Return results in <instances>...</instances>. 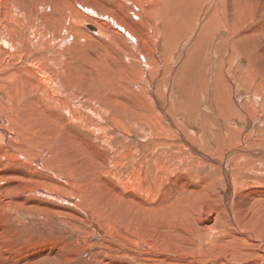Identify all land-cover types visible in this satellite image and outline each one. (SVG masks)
<instances>
[{
	"label": "bare ground",
	"instance_id": "bare-ground-1",
	"mask_svg": "<svg viewBox=\"0 0 264 264\" xmlns=\"http://www.w3.org/2000/svg\"><path fill=\"white\" fill-rule=\"evenodd\" d=\"M213 1L0 0V102H6L11 107L4 111V115L0 113V142L2 140L4 147L12 151L11 154H6L7 158L13 155V158L18 159L17 155L20 152L18 142L21 137L33 138L29 152L23 161L30 166L24 171L29 179L31 178V185L35 186L33 192L37 191L38 185H48L56 191L60 187H69V144L62 143L60 145L63 138L59 135L55 137V140L53 139V136L56 135L53 130L55 132V127L59 123L56 120L59 117V112L64 115L65 120L95 134L102 144L109 146L111 155L116 157L119 156V152L111 147V144L113 138L121 137V131L115 130L108 124L107 110L104 106L113 103L122 104L129 110L134 107L132 117L136 118L140 101L138 100L140 99L139 92L143 93L142 101L145 105L141 113L142 118L158 112L164 117L166 139L169 142L176 141L178 138L179 143L187 152L190 151L209 161L219 163L226 176H229V168L238 149L250 151L242 152L240 158L249 159L250 155L252 157L261 155L264 159L262 156L264 155V77L258 75L256 80L255 76L251 74L252 77L249 76L247 79L248 70L241 68L240 81L245 86L242 87L240 81L237 80L239 76L236 77L229 71L241 63L238 60L241 59V54L250 62L251 68L255 66L257 60L264 57V21L260 22L258 19L256 21V18L254 19L252 16L254 10L249 7L256 6L263 15L264 0H230V5L224 12L214 19L210 15L206 18L207 6L211 8ZM190 7L192 11L183 19L192 23L191 28L187 30L184 37L177 40V37L174 38L175 35L182 32V29L177 26L180 19L179 13L188 11ZM124 10L129 12L122 14ZM150 16L151 20L148 21L147 18ZM108 18L109 20L111 18L120 29L112 28L113 25L106 22ZM87 22H92L95 26L87 29ZM169 23L172 24V27L169 26ZM197 27L200 29L198 38L207 39L214 36L211 43H215L219 40L218 36H224L229 50L236 51V46L240 50L237 51L235 57L232 54L227 55L226 58L214 53H207L210 65L215 64L216 66L218 63L219 67H225L228 70L226 72L229 73L227 76L229 96L224 100L221 98V101H216L215 110L210 109V105L206 107L207 103L205 105L203 103L204 109L207 111L210 109L211 115H214L217 122V134L224 137L223 142L217 146L213 145L211 141L208 143L204 141L203 132L198 123L190 125L189 118H194L193 113L182 110L181 103H178L179 107L176 108L173 100L176 92L161 76L162 68H164L162 67L164 63L162 55L167 54L168 50L170 52L173 45L174 48L177 44L180 45L181 41L193 34ZM85 34H89L92 41L97 43L98 49L95 54H89L84 44L79 42V39ZM73 46L79 61L69 70V53L73 50ZM228 49L224 55L229 52ZM161 50L163 54H161ZM194 53L196 54V51ZM174 55L176 56V54ZM203 55L200 54L202 57ZM172 60L174 61V59ZM152 64L155 65L156 73L155 69L153 71L151 68ZM262 64L261 62L260 65ZM90 66L91 69H89ZM196 71L194 70V72ZM91 72L95 73L96 79L89 77ZM130 74H136L135 80L121 81L116 89L112 90V94L109 93V82L113 77H125ZM168 74L170 73L168 72ZM242 78L247 79L246 83L245 80L242 81ZM60 80H63L64 83ZM160 81H163L162 84ZM98 83L104 85L105 99L96 95ZM42 85L43 87L40 88ZM39 89H41V94ZM1 92H5V95H2ZM169 100H171L170 103ZM25 101L30 107L39 105L41 108L39 115H34V118L33 114L29 115L24 105ZM38 101L44 104L57 103L60 105L59 111L47 114L44 106ZM21 107L27 111L21 113ZM184 109L187 110L186 107ZM123 111L125 112V109ZM124 115L126 116V113ZM30 118L33 119L29 120ZM42 118L41 123L40 119ZM50 119L54 122L51 123ZM127 122L128 119L123 117L120 120V125L124 132V140L129 141L132 136L135 137L137 145L126 149L128 154L134 156V160L139 152L148 150L152 144L156 146V149L158 148L157 143L161 137L152 132L149 125L145 122L132 121L131 125L138 130L134 135L126 132L124 126L128 125ZM187 127L191 128L190 132L186 130ZM10 132L11 134L8 135ZM40 134H43L44 137L47 136L45 141ZM50 134L52 136H48ZM15 140L16 142H14ZM82 141L91 144L87 138H82ZM124 146H127L126 143ZM156 149L154 150L155 154L158 153ZM50 154H54L56 159L48 160L47 156ZM142 156L146 157V153H142ZM157 167L160 168V165L158 164ZM133 175L135 177L143 176V171L138 169ZM166 182L167 178L163 176L154 186L161 187ZM189 185H193L192 180L178 186L181 191L185 192L183 187L189 190ZM173 186L175 187L174 184ZM228 186L232 189L231 181L228 182ZM93 187H96L94 192H92ZM14 188L22 189L19 183ZM90 188L87 197L93 199L97 207H102L106 195L112 197L118 195L115 188H107L100 183H94ZM155 192L156 190L153 189L151 200H154ZM254 196L258 197V202L249 212L245 232L256 231L258 235L248 234L246 238L241 239V242L245 244V247L247 246L246 249L243 247L246 257L250 254H256L257 257L252 258L253 261L251 260L249 263L241 264H252L256 260L264 258V225L255 224L264 222L260 215L264 214L261 211L264 198H259L258 194ZM71 198L75 200L72 195ZM23 200L26 199L23 198ZM126 201L130 200L127 198ZM2 203L6 210L9 209L10 215L19 214L17 210L14 212L13 205L18 203L14 201V198L6 197ZM76 205H83L84 212L88 210L86 201L77 202ZM149 207L155 209L154 204H149ZM201 209L203 210L204 206H201ZM3 227L0 224V229ZM68 228L66 225L62 227L65 230ZM4 230L0 231V260L2 264H54L57 260L64 261L65 257L62 259V256L68 255L64 242V245H60L49 241L50 243H46V247H32L29 244L23 250L20 249L26 256L23 258L22 254L21 260L15 261L18 256L17 252L10 253L2 248L5 245L1 242V238L6 232ZM54 246H56L57 252L54 251Z\"/></svg>",
	"mask_w": 264,
	"mask_h": 264
},
{
	"label": "rangeland",
	"instance_id": "rangeland-1",
	"mask_svg": "<svg viewBox=\"0 0 264 264\" xmlns=\"http://www.w3.org/2000/svg\"><path fill=\"white\" fill-rule=\"evenodd\" d=\"M228 5H230V0H214L211 8L207 6L206 18L210 15L214 19L224 12ZM249 7L254 10L253 18L263 22L264 14H261V10L256 6ZM191 11L192 8L190 7L188 11L179 13L180 19L177 26L182 29V32L181 35H175L174 38L177 37V40L184 37L187 30L191 28L192 23L183 19ZM126 12L129 11L124 10L122 14ZM147 20H151V16ZM107 21L108 24L113 25L112 28L120 29L111 18L110 20L108 18ZM91 23H86L87 29H90L88 27L90 25L95 26L94 23ZM169 24L172 27V24ZM199 31L200 29L197 27L193 34L182 40L180 45H176L178 49L174 48L173 45V51L170 50L169 52L168 50L169 53L167 52L168 58L167 54L162 55V61L164 63L166 60L168 61L165 65L163 63L164 66L162 65L165 69L162 68L161 76L176 92L173 99L176 108L179 107L178 103H181L183 108H180L182 110L193 113L194 118H189L190 125L198 123L202 129L204 141L206 143L211 141L213 145L217 146L223 142L224 137L217 134V122L213 117L214 115H211L210 109L215 110L214 108L217 106L215 102L224 100L229 96L227 87L229 73L226 72L225 67H219L218 63L216 66L215 64L210 65L207 53H214L226 58L227 55L232 54L235 57L237 51L240 50L237 46L236 51L229 50L224 36H218L219 40L215 43H211L214 36L207 39L198 38ZM79 42L84 44L89 54L96 53L98 45L92 41L89 34H85L79 39ZM72 49L69 53V70L79 61L74 46ZM227 49L229 52L224 55ZM191 51L193 52L191 53ZM161 54H163L162 50ZM200 54H204L203 57ZM199 56L200 59H198ZM238 60L241 61V65L235 64L234 68L237 69L229 70L234 76H239L238 81H240L241 68L248 70L247 79L252 75L255 76L256 80L258 75L264 77V57L257 60L258 64L256 62L252 68L249 65L250 62L242 54L241 59ZM177 61L181 64H178ZM260 61L263 63L262 65H260ZM186 63L188 64L186 65ZM91 68L90 66L89 69ZM151 68L153 71L155 69L156 73L155 65L152 64ZM194 70L197 71L194 72ZM135 75L113 77L109 82V93L112 94V90L116 89L121 81L135 80ZM89 77L96 79L93 72L89 73ZM242 79L246 83L247 79ZM60 81L64 83L63 80ZM162 82L160 81V84ZM240 83L242 87H245L243 82L240 81ZM42 87L43 85L40 86V88ZM38 91L40 93L41 89ZM1 93L5 95V92ZM104 93V85L98 83L96 95L105 99ZM138 97L140 101L136 118L132 117L134 107L129 110L124 108L122 104L113 103L104 106L107 110L108 124L115 130L121 131V137L119 139L113 138L111 144V147L119 152V156L116 157L111 155L109 146L102 144L95 134L84 127L65 120L64 115L59 112L61 119L59 117L56 119L59 123L55 127V132L53 130V133L56 134L53 139L55 140V137L59 135L63 138L60 145L62 143L69 144V187H60L57 191L48 185H38L37 191L33 192L35 186L34 184L31 185V178L29 179L24 171L30 166L23 163L33 138L21 137L18 142V149L20 150L17 155L18 159L13 158V155L10 158L6 157V154H11L12 151L5 148L1 140L0 224L4 227L0 231L6 228L1 242L5 244L2 248L6 249L7 252H17L18 259L16 258L15 261L21 260L23 253L20 249L23 250L27 245L46 247V243L50 242L65 244L68 253V255L62 256V259L65 257L64 261L57 260L54 264H241L249 263L251 260L253 261L252 258L257 257L256 254H250L247 257L244 255L243 252L247 246L245 247L241 239L246 238L248 234L258 235L256 231H245L249 212L253 205L258 202V197L254 195L258 194L259 198H264V159L261 155L255 157L250 155L249 159L240 158L242 152L250 151L238 149L229 168V176H226L219 163L209 161L190 151L187 152L179 143L178 138L176 141L169 142L166 139L164 117L158 112L142 118L141 113L145 107L142 101L144 99L143 93L139 92ZM8 102L12 104L11 101ZM38 102L44 106L47 114L59 111L60 105L57 103L44 104L41 101ZM170 102L171 100H169ZM203 103L204 105L207 103L206 107L210 105L208 111L204 109ZM24 105L28 114H33V118L34 115H39L41 109L39 105L30 107L26 101ZM48 106L49 108H47ZM185 107L187 110L184 109ZM10 108L6 102H0L1 114L4 115V111ZM20 110L21 113L27 111L23 107ZM123 117L128 119V125L124 126L127 133L135 135L138 131L131 125L132 121L145 122L149 125L151 131L161 137L157 143L158 148L156 149V146L152 144L148 150L139 152L134 160V156L128 154L126 149L136 146V140L133 136L129 141L124 140V132L120 125V120ZM42 120L43 118L40 119L41 123ZM50 120L51 123L54 122V120ZM46 122L49 123L48 120ZM187 128L186 130L190 132L191 128ZM10 134L11 132L8 135ZM40 135L45 141L47 136ZM82 138L89 139L91 144L84 143ZM125 143L127 146H124ZM155 149L157 154L154 152ZM142 153H146V157H143ZM47 159L55 160L56 156L50 154ZM158 164L160 168L157 167ZM138 169L143 171V176L135 177L133 175ZM163 176L167 178L166 184L156 188L155 183ZM188 180H192L193 185H189V190L183 187L185 192L181 191L180 186L186 184ZM230 181L233 184L232 189L228 186ZM18 183L22 191L20 188L17 190L14 188ZM94 183H100L107 188H115L118 192L116 197L106 195L102 207L100 206L101 209L99 206L97 207L93 199L87 197L90 187ZM153 189L156 192L154 200H151ZM95 190L96 187H93L92 192ZM68 194L69 197H67ZM54 195L57 197H52ZM71 195L75 197V200H72ZM6 197H12L14 201L18 202L13 206L14 212L17 210L19 214L10 215L9 209H5L2 202ZM127 198L130 200L129 202L126 201ZM80 201H86L88 208L86 212L82 209L83 205H76ZM149 204H154L155 209H151ZM263 205L261 211L264 212ZM201 206H204L203 210H200ZM260 215L264 220V214ZM255 224L264 225V222ZM64 225L69 227L68 230L62 229ZM53 249L57 252L56 246ZM25 256L23 254V258ZM0 264H2L1 260ZM252 264H264V258H260Z\"/></svg>",
	"mask_w": 264,
	"mask_h": 264
},
{
	"label": "water",
	"instance_id": "water-1",
	"mask_svg": "<svg viewBox=\"0 0 264 264\" xmlns=\"http://www.w3.org/2000/svg\"><path fill=\"white\" fill-rule=\"evenodd\" d=\"M89 28H93L91 25L90 26H88Z\"/></svg>",
	"mask_w": 264,
	"mask_h": 264
}]
</instances>
